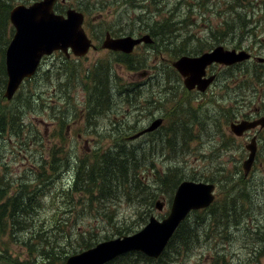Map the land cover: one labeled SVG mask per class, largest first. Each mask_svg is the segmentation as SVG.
I'll list each match as a JSON object with an SVG mask.
<instances>
[{
	"label": "rangeland",
	"instance_id": "obj_1",
	"mask_svg": "<svg viewBox=\"0 0 264 264\" xmlns=\"http://www.w3.org/2000/svg\"><path fill=\"white\" fill-rule=\"evenodd\" d=\"M6 1L13 6L18 3L30 4L36 0ZM263 1L237 0L236 8L247 12L246 19L249 18L253 23L250 30L244 34L233 37L229 33L220 42H224L227 48L246 49L255 56H264ZM124 2L127 1L60 0L57 11L64 12L68 8L78 11L84 9L83 12L88 14L84 18L88 20L89 27L95 28L96 33L110 29L123 33L121 30H134V32L137 29L143 30L140 27V25L144 26L143 20L139 21L137 16L145 9V6L148 8L147 16L155 15L154 19H161L169 10L176 7L174 10L176 18L186 19L180 29L181 36H185L186 32L197 38H203L204 24L214 26L223 18L225 19L226 15L229 19L233 15L228 6L232 0H131ZM239 2L244 6L239 5ZM189 3L191 6L188 5ZM156 7H161V11L156 12ZM147 16L145 18H148ZM255 24L259 25L254 26ZM8 26L13 29L10 21ZM12 33L8 31L5 34L7 42L1 44L5 49ZM211 39L212 37L206 38V46L196 49H201L203 52L210 46H216L215 42H210ZM174 40V44L170 48L166 46L163 51L158 50L160 47L156 41L152 45L153 49L144 46L139 51L140 54L135 53L126 60L128 62L126 68L129 70H132L131 66L138 72L148 68L161 70L160 75H163L164 84L161 91L164 97L155 104L153 100H143L142 88L138 91L134 88L133 95H130V99L126 101L123 100V95L116 94L122 87L131 88L138 83V77L131 72L127 73L122 69L123 66L115 62L113 56L104 55V51L97 54L88 51L80 58L71 54L72 59H63L64 54L56 51L42 59L35 75L22 83L11 100L3 97L1 103L8 109H12L19 105H26V97L31 92L35 94L32 96L35 98L34 101L30 99V109L20 106L25 109H23V125L19 128V134L9 131L0 132V174H7L13 180L20 177L33 178L34 174L40 170L36 161H39L40 157L47 159L48 150L53 144L59 146L67 156L68 162L62 161L59 165L60 174L53 179L51 192L42 198V208H39L36 214L37 221L54 218L58 212L57 207L63 206L61 201L63 195L59 193L61 190H66L72 180L75 172L73 159L89 153L95 147L98 151L112 150L111 147L108 148L111 143L121 140L126 141V145L134 148L141 156L149 157L142 162L140 170L145 174L146 180L152 184L154 173L161 174L167 169L176 167L180 169L184 179L193 177L196 181L197 179L200 181V178L209 179L213 173L219 179H224L223 175L238 178L243 173L241 163L248 153L245 144L249 142L253 130L248 135L236 137L230 132L228 123L231 120L249 118L247 114L258 108L264 110V63L253 62L256 65L251 63L239 65L240 67L234 69L235 72L230 75L226 71L222 72L221 81L211 89L212 93L210 90L207 94L188 93L183 88L181 77L175 74L170 66V60L180 55L175 44L181 38L175 37ZM196 43L194 40L188 41L185 43V48L193 49ZM186 53L194 54L190 50ZM95 62L98 63L99 69L103 72L105 70L107 78H104L110 82L107 88L110 89L109 92L115 93L116 103L112 106V113L108 112L110 115L97 117L98 125H94L92 118L91 126L90 119L93 115L89 114L87 107V92L90 94L92 87L89 69ZM42 71L49 74L47 79L41 74ZM245 71H249L252 76H248L246 81H240L245 78ZM233 76L237 77L235 82H233ZM238 81H240L239 87ZM161 105L162 108L168 109L164 114V126L151 135L139 137L133 141L125 139L147 124L155 108ZM60 120L65 123L62 126L59 123L57 126ZM179 120L187 122L184 125L188 135L186 138L183 137L182 128L178 126ZM175 127L179 132L172 137ZM111 135L115 136L112 140H107ZM168 140H171L174 146H167ZM25 141L28 143L25 144ZM98 145L100 147H97ZM230 180L229 178L225 181V192L232 196L240 190H234L228 184ZM244 180L245 183L248 182L249 196L248 199L243 198L241 203L237 204L236 218H240L237 226H233L229 233L220 230V225L216 226L212 230L213 236L203 234L186 251L177 254L169 253L168 259L171 262L163 264H214L215 260L218 264H264V129L258 134V153ZM156 193H158L157 190ZM221 195L217 192L215 199ZM168 198L167 194L158 193L154 199L162 200L164 206L161 210H157L153 204L148 205V202L144 200L140 202L135 199L129 200L122 194H118L114 198L93 203L95 208L90 212L83 210L74 213V224H79L81 232L93 229L97 241L118 236L116 229L126 226L127 230L133 233L144 226L149 214L159 219L166 217L172 197L170 201ZM229 208L234 211V206ZM193 214H190L188 218L192 219ZM16 232L14 238H10L9 235L3 236V241L6 244L8 242L9 247L6 253L11 254L10 258H18L17 261L26 260L27 250L21 243L24 233L18 230ZM72 241L76 243L75 239ZM140 264L144 263L140 262ZM147 264L156 263L148 262Z\"/></svg>",
	"mask_w": 264,
	"mask_h": 264
},
{
	"label": "trees",
	"instance_id": "obj_2",
	"mask_svg": "<svg viewBox=\"0 0 264 264\" xmlns=\"http://www.w3.org/2000/svg\"><path fill=\"white\" fill-rule=\"evenodd\" d=\"M125 1L130 2L131 0ZM235 2L237 0H232L231 3H228L229 11L233 12L230 19L226 15L225 19L221 18L222 20L214 26L204 24L203 38L193 37L194 35L186 32L185 36H181L180 29L183 27L186 19L176 18L174 12L176 7L169 10L161 19H154L155 15L147 16L148 8L144 5L145 9L137 17L139 21L143 20L144 30L152 33L155 39H157L159 43L158 47H160L158 48L159 51H163V48L166 46L170 48L175 42V37H180L181 40L175 44L178 53L188 54L186 51L190 50L191 53L195 54L199 51L201 52V49L206 46V37H212L210 42H220L229 33L234 37L250 30L253 22L249 18L246 19L247 15L245 13L247 12L239 11L236 8ZM102 4L104 5V3ZM240 4L244 6L243 3L239 2ZM188 5L191 6L190 3ZM76 7L80 9L78 6ZM11 8L10 2L0 0V132L9 131L10 133L19 134V128L23 125V109H25L20 108V106L30 109V99L34 101L35 98L32 96L35 94L31 92L30 97H26V105H19L12 109H8L1 103L6 81L4 67L5 48L1 44L7 42V38L5 37L6 32H13V29L8 26ZM155 10L156 12H160L161 7H156ZM81 11H84V9H81ZM188 12L190 13V10ZM145 14L148 18H145ZM218 15L221 14L218 13ZM258 25L255 24L254 26ZM192 40L197 42L196 47L186 49L185 43ZM197 47L201 49L197 50ZM63 59H66V57L64 56ZM58 72L60 73V70ZM41 74L45 76V79L49 76L46 71H42ZM87 93V102H89L90 96L93 93ZM59 123L62 126L65 122L60 120L57 124ZM186 123L182 120L178 121V126L182 128L184 138L188 136L184 126ZM177 132L179 130L175 127L172 137ZM27 143L25 141V144ZM167 146L172 147L174 143L168 140ZM111 147L112 150L105 151L94 149L73 159L75 172L72 180L68 188L61 190L59 193V195H63L61 198L63 206L57 207L58 212L54 218H46L42 221H37L36 217L39 208H42V198L51 192L52 181L56 175L60 174L59 165L62 161L68 162L63 150L53 144L48 150L47 159L40 157V160L36 161L40 170L31 179L20 177L13 180L7 174H0V264H64L69 254L94 245L98 242L94 230H84L81 232L78 227L79 224H74V213L83 210L85 212L92 211L95 208L93 203L97 201L114 198L118 194H122L129 200L135 199L139 202L144 200L148 202V205H154V198L159 192L167 194L170 201L177 184L184 179L179 168H170L161 174L158 172L154 173V183L152 184L146 180L145 174L140 170L142 162L149 159V157L141 156L134 148L127 146L124 140L111 143ZM223 177L224 179H219L213 173L209 179L200 178L203 181L216 183L217 192L222 194L220 197L227 198L219 197L207 208L193 211L192 219L186 218L183 220L171 236L159 260L149 258L140 252H129L116 257L106 264L169 263L171 262L168 259L169 253L177 254L178 252L186 251L203 234L213 236L212 230L216 226L220 225V230L225 231V233L232 231L233 226H237L240 222V218H236L237 204L241 203L243 198L248 199L249 186L248 182L245 183L243 173L238 178L232 175L230 177L223 175ZM229 178L231 180L228 181V184L234 190H240L232 196H229L225 192V181ZM188 179L196 180L193 177H189ZM156 190L158 193H156ZM75 196L77 197L75 198ZM233 206L234 211L229 208ZM127 228L126 226L119 230L116 229V234L131 233ZM17 230L24 233L22 234L21 243L27 250V258L22 261H17L19 260L18 258H10L11 254L9 253V256L6 253L7 248H9L8 242L6 244L3 241L4 235L14 238ZM72 239H75L76 243ZM2 246H5V248H2ZM214 264H218V261L215 260Z\"/></svg>",
	"mask_w": 264,
	"mask_h": 264
},
{
	"label": "water",
	"instance_id": "obj_3",
	"mask_svg": "<svg viewBox=\"0 0 264 264\" xmlns=\"http://www.w3.org/2000/svg\"><path fill=\"white\" fill-rule=\"evenodd\" d=\"M56 1L36 0L27 5L18 3L9 11V21L14 32L4 53L7 80L3 96L7 100L13 97L24 79L35 74L42 57L57 50L68 55V48L75 56H83L91 45L81 26L82 12L68 8L64 13H57L54 10ZM141 41L151 43L153 40L147 33L139 38L132 36L111 38L107 35L103 46L112 50L130 52ZM249 58L250 53L245 49L226 50L218 45L200 55H181L171 62V66L182 76L186 89L197 88L204 91L211 81V77L204 78L207 65L212 62L232 64ZM257 60L264 62V56L257 57ZM161 123L162 118L157 117L128 138L135 139L146 132H152ZM257 125L264 126V116L257 119L230 121L228 127L234 135L241 136ZM245 148L248 154L241 164L244 176L248 174L255 160L256 135L250 138ZM214 188L213 182L182 180L174 191L166 217L158 219L150 214L140 230L100 241L88 249L69 255L64 264H104L133 250L152 258L159 257L171 235L189 212L206 208L212 203ZM154 206L157 210H161L164 202L158 199Z\"/></svg>",
	"mask_w": 264,
	"mask_h": 264
},
{
	"label": "flooded vegetation",
	"instance_id": "obj_4",
	"mask_svg": "<svg viewBox=\"0 0 264 264\" xmlns=\"http://www.w3.org/2000/svg\"><path fill=\"white\" fill-rule=\"evenodd\" d=\"M89 25L90 24H87L86 21L84 20L83 28H84L87 36L91 40V46H90L88 51H93L95 54H97L101 51H104V55H107L109 57L113 56L115 58V62L118 65L123 66L122 69H124L127 73L131 72V74H136V76L138 77V83H136L131 88L122 87V89L118 90L116 92V94L119 93V94H121V96L123 95L124 96L123 100L126 101V100L130 99V95H133V89L134 88L137 91L139 88H142V90L144 92V97H143L144 101L153 100V103L155 104L156 101L163 99L164 96L162 95L161 88L164 84L162 81L163 75H160L161 70H159V69L151 70L148 68V69H142L140 72H138L132 66L130 67V68H132V70H129L128 68H126L127 64H128V62H126V60L128 57H132V55L135 53L140 54L139 51L144 46L149 47V49L150 48L153 49L152 45L155 44L157 41V39H155V36L152 33L145 31L144 30L145 28L142 25H140V27L143 30L137 29L136 32H134V30L130 31L128 29H126L128 31L121 30V31H123V33L120 31L111 30V29L105 30V31H99L98 33H96L95 28H93L92 26L89 27ZM146 32L152 37V39H153L152 43L145 45L144 42H140L132 48L131 52L112 50V49H109V48H106L103 46L104 39L106 38L107 35L111 38H119L122 36H132L134 38H139L141 36V33L145 34ZM206 38H210V37H206ZM215 43H216V45H219V43H220L222 47L224 46V48H227V46L225 45L224 42H215ZM214 47H216V46L215 45L210 46L205 51L213 49ZM199 54L200 53H197L195 55H199ZM195 55H193V56H195ZM65 57L67 59H72L71 53H70V55L65 56ZM76 58H80V57H76ZM176 58H177V56L174 59H171L170 62L175 60ZM254 58L255 57H253L251 60H249L247 62H243V63L223 64V63H219V62H212L211 64L207 65L205 68L204 78L211 77V81L208 84V86L205 88L204 91H200L197 88H193L190 90L186 89L185 86L183 85V78L180 76V74L171 65L170 66L172 67V71L181 77L183 88H185L188 93L198 92V93L207 94V92L209 90L211 91V89L213 87H215L216 84L220 83L222 72L226 71V73H228V75H230L233 72H235L234 69L240 67L239 65L256 62ZM98 66H99L98 63L95 62V63H92L91 68L89 69L90 70V77H91V84H92L91 93H93V95L90 96V101L87 103V107L89 108V114L93 115L90 119L91 120V126H92V118H93L94 125L95 126L98 125L97 117L100 118L103 115H107V116L110 115L108 112L110 111L112 113V106L116 103L115 102V98H116L115 93L113 94V93L109 92L110 89L107 88V86L109 85L110 82L105 80V78H104V77L107 78V75L105 74V70L103 72L101 69H99ZM106 72L109 73V70L106 69ZM236 79H237V77L233 76V80H234L233 82H235ZM240 81H238V84H237L238 87L240 86ZM107 82H108V84H107ZM158 88H160V91H158ZM170 92H171V90H170ZM170 92H169V94H170ZM212 92L213 91H211V93ZM167 110L168 109H166L164 107L162 108V105L155 108V112L152 114L151 119L147 122V124L143 125L139 130L146 127L153 119H155L157 117L162 118L161 125L159 126L158 129H156L152 132H146L139 137L151 135V134L155 133L157 130H159L162 126H164V121H165L164 114ZM247 115H248L247 117H249V118H256L259 116H263L264 110H262L261 108H258L255 111H253ZM73 121L75 122L74 119H73ZM118 127H119V123H118L117 128ZM104 129H106V127H104ZM262 129H264V128L260 129L259 127H256L255 129H253V133L251 135H256L258 137V134ZM250 131H252V130H250ZM250 131L245 132L243 135H245V134L248 135ZM113 136H115V135L109 136L107 140H112ZM99 140H97V141H99ZM97 147H100V145H98ZM94 149H96V147Z\"/></svg>",
	"mask_w": 264,
	"mask_h": 264
},
{
	"label": "bare ground",
	"instance_id": "obj_5",
	"mask_svg": "<svg viewBox=\"0 0 264 264\" xmlns=\"http://www.w3.org/2000/svg\"><path fill=\"white\" fill-rule=\"evenodd\" d=\"M142 215V214H141Z\"/></svg>",
	"mask_w": 264,
	"mask_h": 264
}]
</instances>
